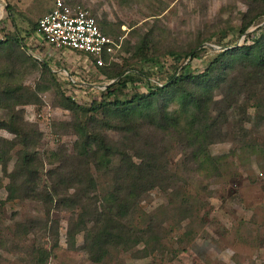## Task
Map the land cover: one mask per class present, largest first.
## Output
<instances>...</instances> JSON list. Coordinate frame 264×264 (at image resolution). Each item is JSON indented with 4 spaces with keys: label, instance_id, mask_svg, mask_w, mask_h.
Returning <instances> with one entry per match:
<instances>
[{
    "label": "rangeland",
    "instance_id": "rangeland-1",
    "mask_svg": "<svg viewBox=\"0 0 264 264\" xmlns=\"http://www.w3.org/2000/svg\"><path fill=\"white\" fill-rule=\"evenodd\" d=\"M3 1L0 39L14 34L15 28L25 38L54 7V0ZM66 2L86 10L100 27L104 18L111 24L105 32L120 50L109 59L110 65L154 74L151 82L137 83L138 93H147L163 79H171L176 64L194 74L205 71L216 55L241 46L247 36H258L264 26L263 20L245 35L237 33L264 10V0ZM36 40L42 39L35 33L27 42L29 50L13 47L0 51V88L36 91L40 102L35 98L37 103L22 110L25 122L37 126L42 135L39 141L35 139V147L42 162V185H49L48 171L59 162L53 153H60L62 147L72 153L77 142L73 129L66 125L74 117L60 105L62 90L75 87L77 99L87 103L101 96L104 83L87 57L72 51L49 52L38 48ZM142 42L151 57L148 61L136 55ZM191 51L200 58L192 60ZM34 55L48 61L60 88L53 78L42 77L39 65L30 58L36 59ZM234 77L240 82L232 95L235 103L231 108L222 102L213 105L214 117L219 120L208 125V135L189 140L181 129L165 133L140 124L136 142L157 150L160 181L138 205L128 203L130 214L123 225L137 237L127 245L110 247L102 261H95L84 250V232L75 234L74 245L69 236L73 224L79 228L89 222L90 211L62 209L56 202L48 210L35 201H8L9 180L0 166V199L5 203L0 209V264H264V83L259 80L245 85L239 71ZM227 95L229 86L223 85L215 101ZM178 108L177 103L170 105L172 110ZM7 120L8 112L0 109V122ZM195 128L200 130L199 124ZM108 134L114 141L122 139L115 132ZM0 137L17 140L3 129ZM16 161L14 155L9 172ZM96 175L99 197L103 198L113 174L101 171ZM84 212L85 220L81 218ZM28 221H34L35 226L32 234L25 235L20 224ZM45 252L47 259L41 257Z\"/></svg>",
    "mask_w": 264,
    "mask_h": 264
},
{
    "label": "trees",
    "instance_id": "trees-1",
    "mask_svg": "<svg viewBox=\"0 0 264 264\" xmlns=\"http://www.w3.org/2000/svg\"><path fill=\"white\" fill-rule=\"evenodd\" d=\"M263 20L264 10L255 14L237 31L238 36L247 34L250 27L260 25ZM38 22L25 38L18 28L11 36L1 38L0 51L13 47L29 50L27 42L37 32ZM110 27L111 24L104 18L101 31L108 36L105 31ZM246 38L247 41L241 46L216 55L205 71L199 74L192 73L186 67L181 69V65L176 64L171 79L165 78L163 83L160 80L163 86H152L147 93H138L137 83H149L154 74L148 70L124 68L116 63L110 65L107 56L104 66L92 65L94 73L101 79L100 83H115L103 90L99 98H91L87 103L77 99L75 87L62 90L60 105L74 117L66 125L73 129L77 142L72 153L65 147L60 153H53L59 162L48 171L49 185H42L39 175L42 162L35 147V139L39 141L42 135L37 126L25 122L22 110L25 105L40 102L36 98V91L32 92L27 87L0 88V109L8 112V120L0 122V130L14 134L17 139L11 141L0 137V166L4 178L9 180L7 200L35 201L43 203L48 210L56 202L62 209L81 208L90 211L87 218L89 222L79 228L73 224L69 236L74 245L75 234L84 232V250L95 261H102L110 247L117 248L130 243L137 236L123 225L128 222L130 214L128 203L132 201L138 205L148 189L158 185L161 176L157 150L151 144L140 146L136 142V130L143 123L154 131L165 133L184 130L189 140H193L194 136L198 139L201 134L208 135L211 128L208 125H215L219 120L214 117L213 105L222 102L231 108L235 103L232 95L240 85L238 78L234 77L237 71L245 85L259 80L264 83V26L258 36ZM228 39L232 38L228 36ZM136 55L143 61L151 59L145 42L138 46ZM190 55L193 56L192 60L200 58L194 51ZM30 58L39 65L42 77L53 78L57 83L46 59L40 61ZM223 85L229 86L230 95L217 102L216 93ZM131 92L132 95L127 96ZM35 98L37 102L33 101ZM172 103H177L179 108L170 109ZM198 124L200 130L195 128ZM109 132L121 135L122 139L114 141ZM14 155L17 161L9 172ZM101 171L113 174L109 192L103 198L99 197L96 177ZM4 205L0 199V209ZM85 215V212L81 215L83 220ZM34 226V221L20 224L25 235L32 234ZM133 229L138 230L135 226ZM41 257L47 259V253Z\"/></svg>",
    "mask_w": 264,
    "mask_h": 264
},
{
    "label": "built area",
    "instance_id": "built-area-1",
    "mask_svg": "<svg viewBox=\"0 0 264 264\" xmlns=\"http://www.w3.org/2000/svg\"><path fill=\"white\" fill-rule=\"evenodd\" d=\"M4 9L5 3L0 0V21L4 19ZM36 34L42 39L36 40L38 48L58 52L72 51L87 57L91 65L96 64L98 67L106 64V56L112 59L120 50V45L101 31L92 15L86 10L68 6L66 0H54L53 10L39 20ZM111 82H105L101 86ZM157 86L162 87L163 84Z\"/></svg>",
    "mask_w": 264,
    "mask_h": 264
},
{
    "label": "water",
    "instance_id": "water-1",
    "mask_svg": "<svg viewBox=\"0 0 264 264\" xmlns=\"http://www.w3.org/2000/svg\"><path fill=\"white\" fill-rule=\"evenodd\" d=\"M34 56L36 57V59H38V60H40V61H43V58H42L40 55H34ZM114 83H115V81H112L110 84H108V85L102 87L101 90H102V89H105V88H108L111 84H114ZM84 84H86V83H84Z\"/></svg>",
    "mask_w": 264,
    "mask_h": 264
},
{
    "label": "crops",
    "instance_id": "crops-1",
    "mask_svg": "<svg viewBox=\"0 0 264 264\" xmlns=\"http://www.w3.org/2000/svg\"><path fill=\"white\" fill-rule=\"evenodd\" d=\"M43 50H44V49H43ZM45 50H47V49H45ZM49 52H50V51H49ZM49 52H48V53H49Z\"/></svg>",
    "mask_w": 264,
    "mask_h": 264
}]
</instances>
